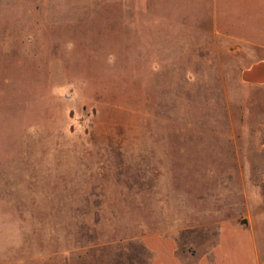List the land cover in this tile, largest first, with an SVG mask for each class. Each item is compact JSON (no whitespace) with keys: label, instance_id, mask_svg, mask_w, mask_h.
I'll list each match as a JSON object with an SVG mask.
<instances>
[{"label":"rangeland","instance_id":"374dc122","mask_svg":"<svg viewBox=\"0 0 264 264\" xmlns=\"http://www.w3.org/2000/svg\"><path fill=\"white\" fill-rule=\"evenodd\" d=\"M252 4L0 0V264H154L150 234L196 264L226 222L264 264Z\"/></svg>","mask_w":264,"mask_h":264},{"label":"crops","instance_id":"0c3cea01","mask_svg":"<svg viewBox=\"0 0 264 264\" xmlns=\"http://www.w3.org/2000/svg\"><path fill=\"white\" fill-rule=\"evenodd\" d=\"M264 1V0H260ZM251 2V1H250ZM236 4L237 1H235ZM239 5V4H238ZM250 13L264 12L262 5H248ZM243 9V7L241 6ZM239 9V12L243 10ZM241 81L252 87H264V59L244 69ZM144 245L154 255V264H187L193 255H182L177 240L166 234H150L143 238ZM196 264H262L258 236L250 226L240 222H226L221 226L219 241L211 256L196 259Z\"/></svg>","mask_w":264,"mask_h":264}]
</instances>
